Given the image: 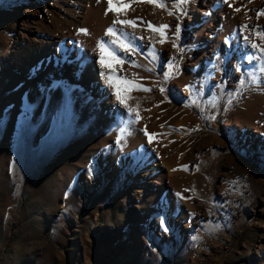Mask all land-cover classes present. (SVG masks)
I'll return each mask as SVG.
<instances>
[{
    "label": "rangeland",
    "instance_id": "obj_1",
    "mask_svg": "<svg viewBox=\"0 0 264 264\" xmlns=\"http://www.w3.org/2000/svg\"><path fill=\"white\" fill-rule=\"evenodd\" d=\"M125 3L0 0V264H264V0Z\"/></svg>",
    "mask_w": 264,
    "mask_h": 264
},
{
    "label": "snow or ice",
    "instance_id": "obj_2",
    "mask_svg": "<svg viewBox=\"0 0 264 264\" xmlns=\"http://www.w3.org/2000/svg\"><path fill=\"white\" fill-rule=\"evenodd\" d=\"M188 2H190V0H178V3H179V4H184V3H188ZM222 2H227V0H222ZM107 3H108V5H109V8H108L109 11L115 10V11H117L118 13H119L121 10H123L124 8L127 7V4L125 3V0H107ZM115 3H119V4L121 5V7H114V4H115ZM237 11H239V9H237ZM186 13H187V9H184V10H183V14L186 15ZM106 14H107V13H106ZM113 23H114V24H115V23H120V24H122V25H134V24H135V22L132 21V20H118V21H113ZM149 27H152L151 23H149ZM160 27L163 28V29H167L169 26H168V25H161ZM80 31H81L82 33L87 34V30H86V29H80ZM180 33H181V27H180L179 25H177L176 28H175V35H176L177 38H179ZM107 34H113V28H112V27H109V28L107 29ZM258 35H261L262 37H264V30H262L261 33H259ZM112 43H115V41H112ZM98 47H100L101 49H105V47H106V46H105V42H103V41L99 42V43H98ZM174 47H178V46L175 44V42H174ZM252 47H253V48H257L258 46H257L256 44H253ZM125 50H127V49H125ZM178 51L183 52L184 49L178 47ZM108 55H109L113 60H115L117 63H122V61H120V60L118 59V57H116V56L114 55V53H112V52H108ZM261 58L264 59V52H262V57H261ZM249 59H251V57H249ZM101 63L104 64V58H103V56L101 57ZM105 66H110V65H105ZM262 70H264V69H262ZM101 75H104V73H101ZM165 76H166V78H167V73L165 74ZM109 83H110V85L112 84V79H111V77H109ZM120 83H121L122 85H127V84H129L130 82L127 81V80L125 79V80H122ZM240 83L243 84V80H241ZM129 90H131V89H129ZM144 90H148V91H150V89H144ZM160 91L163 92L164 89L161 88ZM117 99H118L121 103H124V100L121 98L119 91L117 92ZM128 111H129V113H131V112L133 111V109L129 108ZM137 119H139L138 115H137ZM149 142H151V139H150ZM161 227H162L163 230L167 231V224L165 223L164 220H161Z\"/></svg>",
    "mask_w": 264,
    "mask_h": 264
},
{
    "label": "bare ground",
    "instance_id": "obj_3",
    "mask_svg": "<svg viewBox=\"0 0 264 264\" xmlns=\"http://www.w3.org/2000/svg\"><path fill=\"white\" fill-rule=\"evenodd\" d=\"M118 164H119V167L125 166L127 164V159L121 158V160L119 161ZM154 171H155L154 166L151 163H149L147 168L145 169L143 175L144 176H150Z\"/></svg>",
    "mask_w": 264,
    "mask_h": 264
}]
</instances>
